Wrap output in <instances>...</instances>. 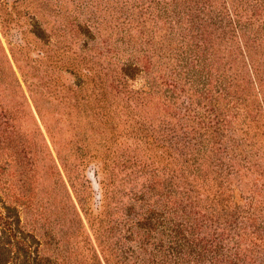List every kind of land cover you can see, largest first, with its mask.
Instances as JSON below:
<instances>
[{"label":"trees","instance_id":"1","mask_svg":"<svg viewBox=\"0 0 264 264\" xmlns=\"http://www.w3.org/2000/svg\"><path fill=\"white\" fill-rule=\"evenodd\" d=\"M97 4L86 0L79 9L92 17L101 11L83 32L91 39L98 34L103 61L85 57L89 67L75 73L76 123L67 119L68 144L87 154L96 143L107 152L104 161L115 164L108 154L115 135L132 129L145 151L155 146L175 161L156 165L144 155L142 220L144 237H159L156 264H264V0ZM32 33L45 35L37 22ZM143 75L144 91L126 92L128 81ZM130 101L137 114L125 110ZM3 118V133L20 134L22 162L27 134L15 118ZM10 144L6 137L3 146ZM67 197L82 226L80 213L87 211ZM11 211L17 208L0 211V264H54L33 248ZM97 222L99 230L104 221ZM96 245L91 262L67 250L61 263L108 264L97 235Z\"/></svg>","mask_w":264,"mask_h":264},{"label":"rangeland","instance_id":"2","mask_svg":"<svg viewBox=\"0 0 264 264\" xmlns=\"http://www.w3.org/2000/svg\"><path fill=\"white\" fill-rule=\"evenodd\" d=\"M85 1L0 0V211L17 208L10 216L19 217L27 240L54 264V260L62 264L67 250L76 256L82 253L83 259H78L91 262L96 235L108 264H156L159 237L153 233L145 238L142 220L144 155L149 153L156 165L173 167L175 161L155 146L145 151L144 141L132 129L119 128L115 135L108 151L115 164L104 161L107 152L96 143L88 145L87 154L75 149L65 133L67 119L76 123L71 100L75 73H85L89 67L85 57L90 63L103 61L98 34L91 39L83 32L101 11L94 9V17L91 11H82L79 6ZM35 22L45 33L42 38L32 33ZM142 90L144 75L128 81L126 92ZM123 104L137 114L139 107L135 109L131 101ZM4 116L15 118V127L19 123L27 134L29 147L22 162L16 146L20 134L15 129L3 133ZM6 137H10L9 148L3 146ZM67 195L75 204L79 199L87 211V216L80 213L82 226L68 209ZM21 196L25 208L20 207ZM99 219L104 222L98 230Z\"/></svg>","mask_w":264,"mask_h":264}]
</instances>
